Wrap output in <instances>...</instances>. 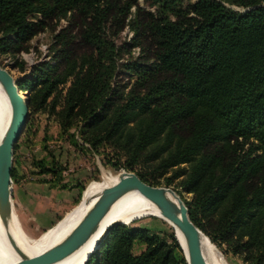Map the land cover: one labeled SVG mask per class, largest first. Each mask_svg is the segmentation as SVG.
Wrapping results in <instances>:
<instances>
[{"label": "trees", "instance_id": "trees-1", "mask_svg": "<svg viewBox=\"0 0 264 264\" xmlns=\"http://www.w3.org/2000/svg\"><path fill=\"white\" fill-rule=\"evenodd\" d=\"M142 1L149 8L138 0H0V58L26 53L32 38L64 20L50 61L17 81L28 110L53 115L63 133L80 125L92 152L103 149L115 170L145 184L178 180L190 195L181 199L189 221L210 243L264 264V0ZM125 28L131 38L122 47L140 57L118 65L127 77L118 88L112 38ZM32 166L51 189L67 187L52 157ZM172 233L114 226L84 264H185ZM134 245L143 250L133 254Z\"/></svg>", "mask_w": 264, "mask_h": 264}, {"label": "rangeland", "instance_id": "rangeland-1", "mask_svg": "<svg viewBox=\"0 0 264 264\" xmlns=\"http://www.w3.org/2000/svg\"><path fill=\"white\" fill-rule=\"evenodd\" d=\"M182 1L183 3H186L192 2L193 0ZM138 5L141 8H149L147 6L148 4L142 0H138ZM232 8L236 11H243L242 9L235 7ZM65 24L64 20H60L59 22L51 23L46 26L41 33L37 34L29 42V49L26 53H20L15 56V58H0V66L10 73L15 80L16 85L18 80L29 75L33 65L50 61L48 48L52 43V38L56 31L63 28ZM130 38L131 33L127 28L116 37L112 38L115 47L119 48L117 51V66L123 65L126 61H139L138 58L140 55L137 48L125 50V48L122 47L123 44L129 43ZM119 66L116 68L114 73L115 77L112 80L114 81L112 82V85L114 86L117 84L118 88L126 83L127 78L126 71ZM67 87L68 82L57 89L58 100L60 103ZM21 93L26 97L28 96L26 92ZM59 106L60 104H58L56 108L57 110L59 109ZM79 126L71 128L67 133H63L65 131H62L59 128L57 120L53 115L47 114L45 110L31 109L30 111L28 110V118L25 127L18 141L14 144L16 146L15 149L12 150L11 157V168L14 172V180L10 179V201L13 204L15 214L18 217L23 218L21 227L13 209L11 212L20 229L24 242L30 246L34 245L50 230V228L52 229L54 225L56 226L59 221L61 222L64 217L66 218L67 215L77 210L82 198H86L87 192L91 187L95 185L103 186L106 182L115 183L117 175L120 172L134 174L129 171L115 170L114 167L111 166L113 164V157L110 156V154L107 157L105 156V153L102 154L103 149L98 150L100 155L92 152L90 147L82 141ZM70 134H72V138L69 137ZM107 153H109V151H107ZM42 157L53 158L60 169V177L63 180V183L67 185L65 189H53L62 192L63 197L61 198L63 201H66L67 208L50 226H47L46 224L47 213L43 212L40 205L34 201L37 196L41 195V193L39 194V191L28 194L31 202L29 204L24 203V209L21 208L19 204L16 205V201H12L18 199V190L22 189L24 185L29 183L39 185L45 184L42 181L47 180L49 176L36 175L37 170L32 166L33 160H38ZM169 175L170 173L166 176ZM177 181L178 180H175L166 188L170 189L180 200L189 201L190 195L181 193L175 188ZM46 185L49 187L48 184ZM79 188H82V194L78 203ZM49 189L51 188L49 187ZM121 225L132 229H145L164 236L170 233L173 234L172 231L174 232L168 223L153 216L133 221L127 225ZM208 243L211 246V251L208 255V261L210 264H248L242 259L243 257L233 254L224 244L214 245L209 241ZM7 244L8 242L0 235L1 264H6L11 260L10 255L7 256L5 253ZM96 244L91 254L96 251ZM142 250L143 247L139 245H134L132 247L133 254H138ZM91 254H89L88 257ZM88 257L82 264L88 260Z\"/></svg>", "mask_w": 264, "mask_h": 264}, {"label": "water", "instance_id": "water-1", "mask_svg": "<svg viewBox=\"0 0 264 264\" xmlns=\"http://www.w3.org/2000/svg\"><path fill=\"white\" fill-rule=\"evenodd\" d=\"M245 9L242 12L248 11ZM0 89L5 95L9 105V122L0 137V216L7 220L11 213L10 201V169L13 145L18 141L28 118V99L19 92L15 80L10 73L0 66ZM25 97V98H24ZM137 191L151 202L158 210L160 216L176 228L180 234L183 247L175 239L185 264H206L201 252V240L207 238L189 221L187 208L182 201L168 188L151 186L139 180L132 173L120 172L116 182L100 191L96 199L87 209L83 217L62 241L46 251L31 257H25L15 246L10 244L19 260L14 264H52L59 261L76 250L96 231L100 220L109 207L123 194ZM121 225L114 222L103 231L101 240L114 226ZM99 243L97 244L98 248Z\"/></svg>", "mask_w": 264, "mask_h": 264}, {"label": "bare ground", "instance_id": "bare-ground-1", "mask_svg": "<svg viewBox=\"0 0 264 264\" xmlns=\"http://www.w3.org/2000/svg\"><path fill=\"white\" fill-rule=\"evenodd\" d=\"M9 122V105L5 98V95L0 89V137L6 129ZM114 183L106 182L105 185H95L89 189L86 198H82L79 203V208L70 214L66 219L59 222L55 227L50 229L44 234L34 245L30 246L23 240L20 229L14 219L12 212L7 220L3 221L0 216V235L8 242L6 245V255H10L11 260L6 264H14L19 260V256L14 251L10 244V240L13 241L15 246L21 251L25 257H31L38 255L50 247L56 245L66 237V235L73 229L77 222L83 217L87 209L96 199L100 191L106 187L113 185ZM77 206V207H78ZM12 211V206H11ZM153 216L160 220L165 221L174 230L175 239L183 247V241L174 226L170 224L166 219L162 218L156 209V207L140 195L137 191H129L120 196L108 209L106 214L100 220L96 231L79 246L72 253L64 257L63 259L56 261L52 264H82L83 261L91 254L95 248V244L103 235L104 229L111 223L117 222L120 224H129L133 221ZM101 240V239H100ZM101 241L98 243L100 244ZM97 243V244H98ZM96 244V250H97ZM99 246V245H98ZM211 246L205 240H201V252L206 264H210L208 261V255L210 254ZM92 255V254H91ZM90 255V256H91ZM89 256V257H90ZM88 257V259H89ZM87 261V260H86ZM1 264V263H0Z\"/></svg>", "mask_w": 264, "mask_h": 264}, {"label": "crops", "instance_id": "crops-1", "mask_svg": "<svg viewBox=\"0 0 264 264\" xmlns=\"http://www.w3.org/2000/svg\"><path fill=\"white\" fill-rule=\"evenodd\" d=\"M22 190H24V191H22ZM35 191H39V194L41 193V195L37 196L34 201L38 205H40V207L43 209V212L47 213V217H46L47 223L46 224H47V226L48 225L50 226L52 223H54L56 221V219L58 217H60L61 213H63L65 211V209L67 208L66 201L65 200L63 201L61 198V197H63L61 191L49 189V187L46 184L39 185V184H30L29 183L27 185H24L22 187V189L18 190V193H19L18 199L12 200V201H14V202L16 201L15 204L16 205L19 204V206L24 209L25 208L24 203L29 204L31 202V200H29L30 198H29L28 194L35 193ZM11 206H12L13 212L15 214L12 203H11ZM38 208H39V206H38ZM18 210H19V208H18ZM15 216H16L17 221L21 227V223L23 222V218L18 217L16 214H15ZM68 216H70V214L67 215V217ZM66 218L64 217L61 221H63Z\"/></svg>", "mask_w": 264, "mask_h": 264}]
</instances>
